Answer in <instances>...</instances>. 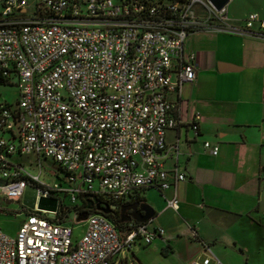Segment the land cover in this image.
Masks as SVG:
<instances>
[{"label": "built area", "instance_id": "obj_1", "mask_svg": "<svg viewBox=\"0 0 264 264\" xmlns=\"http://www.w3.org/2000/svg\"><path fill=\"white\" fill-rule=\"evenodd\" d=\"M226 5L217 10L209 0H0V84L17 89L13 105L0 98V197L22 204L27 187L36 192L33 209L22 204L25 218L16 232L0 229V264H112L136 241L148 245L163 236L151 220L119 230L101 214L80 220L72 207L85 193L125 204L142 189L163 192L184 180L158 158L167 150V132L180 122L167 94L196 80L194 54L184 50L187 36L260 34L264 28L256 13L234 26ZM198 120L195 115L191 123L195 136ZM203 148L212 156L218 152L209 142ZM29 155L38 174L42 159L54 164L53 183L39 181L14 160ZM42 198L55 199L56 210L38 208ZM166 206L176 210V197L166 199ZM63 208L84 222L79 236L69 212L65 222H56ZM189 235L196 238L191 227ZM202 248L203 259L195 264H220L207 245Z\"/></svg>", "mask_w": 264, "mask_h": 264}, {"label": "crops", "instance_id": "obj_2", "mask_svg": "<svg viewBox=\"0 0 264 264\" xmlns=\"http://www.w3.org/2000/svg\"><path fill=\"white\" fill-rule=\"evenodd\" d=\"M250 13L264 21V0L226 5L236 27ZM184 50L194 54L196 80L167 94L180 122L167 132V150L158 158L184 180L163 192H139L154 210L150 227L164 234L148 245L136 241L112 264H195L203 259V245L220 264H264V28L260 34L195 32ZM204 142L217 145V154L205 151ZM172 196L176 210L166 206Z\"/></svg>", "mask_w": 264, "mask_h": 264}, {"label": "rangeland", "instance_id": "obj_3", "mask_svg": "<svg viewBox=\"0 0 264 264\" xmlns=\"http://www.w3.org/2000/svg\"><path fill=\"white\" fill-rule=\"evenodd\" d=\"M0 98L7 103L13 105L17 98V89L14 86L0 84ZM14 160L20 162L26 173L32 176H38L39 181L44 183H53L55 177L49 174L51 171H57L56 167L50 160H41L42 170L38 174V168L35 166V161L32 155L26 157L14 158ZM59 176L62 175L58 171ZM94 189L98 188V181L93 182ZM22 204L18 201H7L0 197V229L8 235H13L18 229L21 221L25 218L22 211ZM69 219L73 221L74 233L79 236L83 230V221L76 222L72 212L68 214Z\"/></svg>", "mask_w": 264, "mask_h": 264}, {"label": "water", "instance_id": "obj_4", "mask_svg": "<svg viewBox=\"0 0 264 264\" xmlns=\"http://www.w3.org/2000/svg\"><path fill=\"white\" fill-rule=\"evenodd\" d=\"M209 1L212 4V6L217 10L222 8L224 5H226L229 2V0H209ZM35 195L36 192L34 188L27 187L23 195L22 204L29 209H33L35 203ZM56 207H57V202L55 199L42 198L38 202V208L40 209L55 211ZM112 208H113L112 206L110 207L107 205H103L101 207L99 205L96 206L97 211H99L102 214H108ZM129 208L135 210L136 217H132V218L136 223H147L149 220H152L154 216V210L148 204L139 201L134 202L132 206L120 207L121 215L124 214L123 212L125 209H129ZM85 218L86 216L79 217L80 220H84ZM120 222L122 223L130 222V218L124 219L121 217Z\"/></svg>", "mask_w": 264, "mask_h": 264}, {"label": "trees", "instance_id": "obj_5", "mask_svg": "<svg viewBox=\"0 0 264 264\" xmlns=\"http://www.w3.org/2000/svg\"><path fill=\"white\" fill-rule=\"evenodd\" d=\"M136 201L141 202V198L139 196L135 197ZM128 204V203H127ZM99 205L100 207L103 205L107 206H115L111 209V211L114 212V215L111 214H102L99 211H97L96 206ZM122 206L123 204L119 202H110L108 201L103 195L100 194H91V193H85L83 195H80L78 197V204L72 207L73 210H77L78 218L81 216H88L89 214H101L107 219H109L113 224L117 226L119 230L123 229L125 227L126 223L120 222V219L123 215L120 213V209L116 208V206ZM125 205V204H124ZM116 208V209H115ZM71 209H67L66 212H64V208L59 210V213L56 216V222L62 223L65 222V219L67 217V213ZM110 211V212H111Z\"/></svg>", "mask_w": 264, "mask_h": 264}, {"label": "flooded vegetation", "instance_id": "obj_6", "mask_svg": "<svg viewBox=\"0 0 264 264\" xmlns=\"http://www.w3.org/2000/svg\"><path fill=\"white\" fill-rule=\"evenodd\" d=\"M133 203H134V202H132V203H128V204H125V205H122V206H132ZM122 206H119V205H118V206H116V208L120 209V207H122ZM116 208H115V209H116ZM123 213H124V214H123L122 218H124V219H128V218H130V222H135V221L133 220V218H132V217H136L135 210H133L132 208L125 209ZM108 214H111V215L115 216L113 211L109 212ZM124 223H128V222H124Z\"/></svg>", "mask_w": 264, "mask_h": 264}]
</instances>
